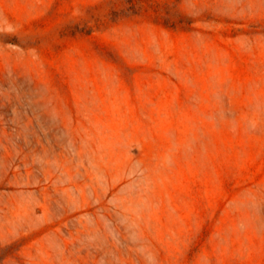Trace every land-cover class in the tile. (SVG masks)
Segmentation results:
<instances>
[{"label": "rangeland", "instance_id": "374dc122", "mask_svg": "<svg viewBox=\"0 0 264 264\" xmlns=\"http://www.w3.org/2000/svg\"><path fill=\"white\" fill-rule=\"evenodd\" d=\"M0 264H264V0H0Z\"/></svg>", "mask_w": 264, "mask_h": 264}]
</instances>
